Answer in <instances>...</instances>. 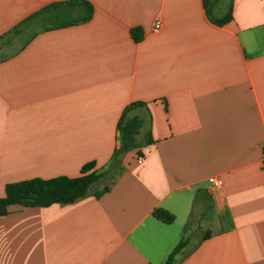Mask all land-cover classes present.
<instances>
[{
    "label": "crops",
    "instance_id": "0c3cea01",
    "mask_svg": "<svg viewBox=\"0 0 264 264\" xmlns=\"http://www.w3.org/2000/svg\"><path fill=\"white\" fill-rule=\"evenodd\" d=\"M60 1L0 0V38L13 33L0 42V197L89 162L103 174L71 202L9 205L0 264H162L180 240L171 264H264V0H218L224 24L202 0H85L87 21L51 27L52 8L19 25ZM134 103L142 138L115 156Z\"/></svg>",
    "mask_w": 264,
    "mask_h": 264
},
{
    "label": "trees",
    "instance_id": "16d2710c",
    "mask_svg": "<svg viewBox=\"0 0 264 264\" xmlns=\"http://www.w3.org/2000/svg\"><path fill=\"white\" fill-rule=\"evenodd\" d=\"M218 0H202L206 12L218 24L228 22L231 15V2H229L227 10L219 16H212V8ZM54 9L51 15L43 17L44 22L51 27H61L70 24L87 21L93 11L91 3L85 0H68L55 2L45 6L26 17L19 25L28 20L42 14L45 10ZM72 8L81 10L78 15H72ZM18 25V26H19ZM15 26L14 29H17ZM134 40H139L141 37L139 28L131 30ZM130 104L125 107L121 117L117 122V130L120 139L119 147L115 150L114 155H118L130 148L138 145L135 140V135L138 134V129L141 124L140 118L136 116L127 117V112L134 106ZM146 141L151 140L149 131L143 133ZM94 162L84 164L80 169V174L77 176L60 175L52 178H30L16 182H10L5 185L4 195L0 197V215L8 210V206L19 204L22 206H38L44 207L52 203H67L85 195L90 185L96 181L103 172L91 170ZM154 215L164 222H171L173 216L163 209H156ZM185 241L180 240L172 251L167 256L162 264H171L174 254L184 245Z\"/></svg>",
    "mask_w": 264,
    "mask_h": 264
},
{
    "label": "rangeland",
    "instance_id": "374dc122",
    "mask_svg": "<svg viewBox=\"0 0 264 264\" xmlns=\"http://www.w3.org/2000/svg\"><path fill=\"white\" fill-rule=\"evenodd\" d=\"M12 34L13 33L10 32V34L0 38V42H4L8 38L10 39V36ZM142 132H143V130L138 131V135L135 136V140H137V142H139V140L142 138ZM201 224H202V220L199 219V220L190 222V224H188V226H187V228H188L187 237L191 240L192 243H194V241H196L197 239H199V237H201L203 235L204 226Z\"/></svg>",
    "mask_w": 264,
    "mask_h": 264
},
{
    "label": "built area",
    "instance_id": "2783aa9c",
    "mask_svg": "<svg viewBox=\"0 0 264 264\" xmlns=\"http://www.w3.org/2000/svg\"><path fill=\"white\" fill-rule=\"evenodd\" d=\"M159 25H160L159 21H155L154 24H153V26H152V31H153V32H156V31L158 30V28H159ZM137 159L140 161V160H141V156H138ZM260 166H261V169H262L263 172H264V151H263V153H262V158H261V161H260ZM208 181H209L212 185H214V186H219L220 183H221V180H220V178H218V177H209V178H208Z\"/></svg>",
    "mask_w": 264,
    "mask_h": 264
}]
</instances>
